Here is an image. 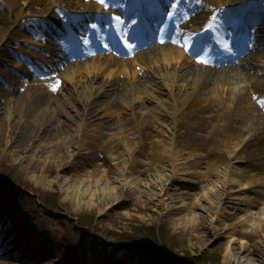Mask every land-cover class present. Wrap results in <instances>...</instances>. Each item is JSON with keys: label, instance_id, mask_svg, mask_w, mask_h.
Here are the masks:
<instances>
[{"label": "rangeland", "instance_id": "1", "mask_svg": "<svg viewBox=\"0 0 264 264\" xmlns=\"http://www.w3.org/2000/svg\"><path fill=\"white\" fill-rule=\"evenodd\" d=\"M143 1L145 7L142 14L145 19L149 14L155 15V0ZM200 1L204 7L200 8L201 14L195 19L192 17V6ZM222 1L227 7L217 9L221 5L213 0H186L180 5L169 0L162 14L169 15L175 4L188 15L189 29L203 28L209 23L208 12L217 9L216 15H220L225 29L223 34L217 35V39L214 36V40L219 48L232 50L236 41L230 38L229 32L239 27L240 10L249 15L245 17V27H251L249 20L252 14L251 17L260 16L264 20V0ZM58 2L0 0V47L3 44L10 47L6 49L10 56L0 57V105L7 108L0 117V215L5 209L14 211L12 204L24 206L21 209L25 214L19 219L36 224L40 228V237L49 241L52 251L51 258L40 261L34 251L26 249L18 259L10 261L13 264H196L195 258L217 252L221 257L220 264H264V226L257 234L251 233L249 228H238L241 235H222L214 234L207 228L214 213L208 215L196 210L195 213L205 217L201 224L195 220L188 223L186 219L189 216L181 213L166 214L160 206V196L155 197L153 193L137 194L132 190L133 183L140 181V184H146L148 179L157 176L150 172L138 175L140 168L131 170L130 167L133 157L141 163L153 160L154 165L164 169L158 176L170 174L172 162L167 154L172 150L176 159L181 158L188 167L196 168L203 179L210 175L208 181L188 184L190 194L179 200L174 198L176 205L181 204L180 201L187 203L199 198L211 185H215L218 180L209 174L214 169L228 179L241 174V185L234 189L238 191L242 185L249 187L243 190L245 196L255 200L249 210L263 218V153L248 156L247 152L245 158L238 161L221 158L218 154L220 149L235 145L237 140L231 134L235 130L227 127L222 129L220 125L216 127L217 119L222 121L223 110L216 109L208 95H222L227 88L236 89L254 81L264 56L260 57L256 66L249 70L242 69L243 75L230 80L228 84L223 83L221 86L219 81L211 80L206 83L204 92L196 93L194 90L191 95V85L188 80L183 81L187 74L183 73L181 78L176 75L174 68H179V61L170 69H145L143 65L133 62L136 57L128 54L125 47L123 51L122 46L123 54L118 53L119 59L127 58L129 63L118 67L111 62L110 66L104 65V72L100 71L104 74L115 69L126 80V84L129 83L126 88L130 96L114 99L109 91L108 94L102 93V89L98 92L97 81L89 86H76L65 79V68L55 72L45 69L46 62L51 64L52 58L43 49L26 43L23 37L37 41L35 38L46 33V23L50 25L49 18L66 16L79 29V34L73 38L82 47L92 43L88 25L94 24L93 16L107 10L127 11L132 1L114 0L108 4L96 1L89 12L81 5L87 0H78V8L65 7V4L57 6ZM24 7L27 9L23 11ZM189 7L192 11H187ZM252 9L254 11L250 14ZM27 13L33 17H28ZM251 20L255 22L257 19ZM61 28L64 31L65 27ZM58 35L65 36L64 33ZM259 35L257 38L261 42L263 35ZM191 40L194 39H189L187 43L173 42V46L184 57L181 48H185ZM57 49L59 52L63 50L62 46H57ZM95 50L97 53L94 52L92 58L101 54L105 57L104 62L109 59L107 55L110 52L95 49L92 45L91 51ZM217 50V47L211 49L208 42L202 44L200 51L204 52L209 66L214 65V53ZM198 52L199 48L192 60L199 62ZM17 59L34 75H25L23 68L16 71L13 67ZM71 60L74 62L75 59ZM183 65L187 71L195 63L190 61L187 64L185 61ZM132 75L139 78L140 84L131 81ZM47 91L52 93V103L43 104L45 99H40L39 95ZM12 97L14 100L11 101ZM97 104L100 110L93 116L95 122H87L86 110L97 107ZM100 122L106 123L102 130L97 128ZM55 129L60 134L55 133ZM260 146L264 152V145ZM166 182L170 184L169 180ZM115 188L118 189L117 197L106 198L105 193ZM49 196H52V202ZM246 215L247 208H243L237 213V218ZM19 219L16 217L15 221ZM152 225L160 227L159 237L163 238L158 252L115 243V233ZM233 237L235 241L231 242ZM5 239L6 236H2L0 241ZM240 245L244 247L245 253L235 256L233 252L235 248L239 250ZM44 249L41 250L42 257L46 254ZM169 253L178 260L177 263L168 262ZM186 257H191L193 261L186 262ZM6 260L8 258L0 254V264H7Z\"/></svg>", "mask_w": 264, "mask_h": 264}, {"label": "bare ground", "instance_id": "2", "mask_svg": "<svg viewBox=\"0 0 264 264\" xmlns=\"http://www.w3.org/2000/svg\"><path fill=\"white\" fill-rule=\"evenodd\" d=\"M94 1L108 2V0H88V2L81 5L85 9V11L89 12L92 11V7L95 4ZM166 1L167 0H163L156 5V14L151 15L150 17L154 20V22L153 24H150L149 20V29L146 31V34L150 37H157V39H159L162 37L163 33H167L170 30V28L172 27L171 24L173 22L180 23L178 29L175 30V33L171 36V38H169V41L163 43L162 45L144 47V49L139 52L137 56H134L136 57V60L133 62L143 65V68L145 69H147L148 67H152L155 69L165 67L166 69H170L174 68L179 61L180 64H177L179 68H174L176 75L181 78L183 77V73L184 75L187 74V77L183 78V81L184 79L188 80V84L191 85V95L194 94V90L196 93L200 91L204 92L206 90V83L211 82V80L219 81V84L221 86L223 83L228 84L230 80L243 75L242 69L245 68L249 70L254 65L256 66L260 57L264 56V20H261L259 18L260 16L251 17L254 11V9H252V12H250V14L252 15L250 16V18L257 20L255 22L251 19L249 20V22H251L252 24L251 29L249 32H247V34L243 35L247 36L241 40V43L238 46L235 54H230L227 51H219L215 53L216 62L218 63L217 65H219L217 68L210 69L203 64H195L194 66L192 65L191 67H189L191 68L190 70L185 71L186 68L183 67V63L186 61L188 64V62L192 60L186 55H184V57L182 54L180 55V53H178V49L173 46L172 43L174 41L180 42L182 38L183 41L188 40L191 36H194L196 34L193 32L195 31L198 33L199 30L197 29H200L201 27H193L189 29V25H187L188 15L184 11H182L180 7L175 9V19H165L164 24L161 25V20L164 16L162 13L166 11ZM213 1L220 3L221 6H219L220 8L217 9L227 7L224 5L222 0ZM201 2L202 1H200L199 4H193L192 6V8H194V15L192 17H194L195 19L201 14L200 8L202 9L204 7L201 5ZM133 3L137 4V1ZM62 4H65V7L69 5L71 7L77 6L78 8V0H59L57 6H63ZM131 8L132 6L130 7V9L123 12L122 15L120 14L113 16L111 19L112 27L107 28L106 30L114 29L115 32H107L105 36H96L93 44L101 48H106V40H108L110 43H114V41L112 42L110 38H115L116 43V32L117 34L120 33L126 26L123 20L124 16L127 19H130L129 21H131V18H133V16H137L136 12L132 14ZM192 8H187V11H192ZM26 9L27 8L24 7L23 11ZM217 9H214L213 11H211V13L208 12L209 18L215 21V28L213 31H211L214 33H217L218 30H222L224 27V25L220 27L217 25L218 20L215 17ZM106 12L111 13L113 11L107 10ZM26 15L28 17H33L30 16L31 14L29 13H27ZM246 16L249 15H245V17ZM35 17L37 16H34V18ZM95 19H97V21H102L104 18L101 15H97L95 16ZM48 22L54 29L65 25V29L69 34H74L75 32L74 25L66 16H52V18H49ZM46 24L48 25V23ZM133 26V23L132 25H127V28L125 29L127 35H132L131 32L134 31L132 30ZM145 26L147 25L145 24ZM248 29L249 27L243 28V31H245L246 33ZM135 34H139V32L135 31L133 33V36ZM259 34L263 35L261 42L256 37L260 36ZM230 35L235 37V34H232V32L230 33ZM206 36L207 35L204 32H202L201 34H197L198 39ZM23 38L26 43L32 44L33 46L39 48L45 47L47 53L50 54H54L53 51L57 50L56 45L60 44V39L58 37H52L46 33L42 34L39 37L42 43L38 42L39 40L35 41L28 38L27 36H24ZM136 39L137 41H139L138 37ZM148 39L149 37L142 38L141 43L146 44ZM8 48H10L8 47V45L5 44L4 46L3 44V47L0 49V57L10 56L6 53V49ZM74 54H76V58H78L75 63L70 62V57ZM107 57L109 59H105L107 60L106 62L103 61L105 58L103 55L88 59L84 50H78L71 43H69L68 46L67 44L64 46V50L59 56L58 61H53L54 64L46 65L47 68L52 71L65 68V79L72 83V85L89 86L93 85V83L97 81L96 86L98 92L100 89H102V93L108 94L109 91L110 96H112L114 99L128 98L130 96V92L128 91L126 86L129 83L126 84V80L119 76L115 72V69L109 70L104 74L100 73V71L104 72L102 71L105 69L104 65L110 66L112 62L113 65L119 67L122 64H128V60L119 59L113 54H108ZM133 59H130V61ZM193 62L196 63L195 61ZM258 66L260 68L256 70V77L254 81L250 82L249 84L238 86L236 89L228 90L227 88L222 95L219 93L208 95L211 96L210 100L215 103L216 109L223 110L221 113L222 121L220 120L219 122L217 119L218 124L215 123L216 127L218 128V126L220 125L222 129H226L227 127V129L233 128L235 130L233 133H231L232 136H234L237 140L235 145L233 147L220 149L218 151V154L224 160L236 159L238 161L240 159H244L247 152L248 156L258 155V152H261V154L263 153V155L260 156L264 160V152L262 151V147L260 146L261 144L264 145V114L262 115V104L264 106V62H262V64H259ZM13 68H15V70L17 71H20L19 68H23L25 75H33V73L28 71V68L23 65L20 60H17L15 62ZM212 71L215 72L211 74ZM80 73L83 74L80 75ZM209 74H211L210 77ZM130 79L134 84H140V80L136 75H132ZM173 84L174 83H172V85ZM51 95L52 93L50 91H47L40 93L39 96L40 99L41 97L45 99L43 104H48L52 103V99H50ZM186 98H188V96ZM12 100H14V97H12L11 101ZM93 103V105H96L95 102ZM5 110H7V108H3L2 105H0V117ZM99 110V104H97V107L95 108L89 107V109L85 112L86 121L95 122L93 116ZM100 123L101 124H99L97 128H100L102 130V126H104V124L106 123ZM55 130V133H59L58 129ZM44 135L51 136L52 134L45 133ZM169 152L170 153H168L167 155L170 156V160L172 162L170 174L165 173L161 176H158V174L164 170L162 166L154 165L153 160L147 163H141V161H138L135 157H133L134 160L130 164L131 170H136L137 167L140 168L137 172L138 175H143L147 172H150L153 175L157 176L156 178L152 177V180L148 179L146 184H140V181L133 183V192L137 194L153 193L155 197L160 196L162 199L160 202V206L163 207L166 214L181 213L182 215L189 216V218L186 219L188 223L191 220L198 221V223L200 224L204 223V215L195 213L196 210H202L205 214L208 215L214 213V218H212L211 224H209V226L207 227L214 234L220 233L222 235H225L227 233H232L234 236H238L242 234L237 230L238 228H249L251 230V233L253 234L254 232L257 234L258 231H261L262 226H264V217H258V213H253L249 210L255 200L244 195L245 193L243 190L249 187L242 185V189H239L238 191L234 189L235 186L241 185V178H239L241 174H238L237 178L228 179L227 176H222L219 171L214 169L209 174H212L211 176H214L218 180L215 185H211V188H209L208 191L202 194L199 198L187 203L180 201L181 204L176 205L173 201L174 198H177V200H179V198H184L185 196H188L190 194L188 190V184H200L203 181H208V177L210 175H207L206 179H203L200 171H198L196 168L188 167L186 162L181 158L176 159L172 150H169ZM94 168L96 169V167ZM195 179H198V181H196ZM167 180L170 181V184H166ZM252 189L254 192H256L254 188ZM105 194H107L106 198H115L118 195V189L115 188ZM21 207L25 208L21 204H12L11 208L14 211L10 212V209H5L3 214L0 215V238L2 236H6L5 241H0V254H4L8 258V260H6L7 264H13L10 260L18 259V257L22 253H24V251H26V249H29L30 252L34 251L37 255V259H39L40 261L51 258L52 251L49 248V245L51 244L48 240H44L42 239V237H40V228L31 221L19 219L20 216L25 214V212H22ZM243 208H247V215L241 219H238L237 213L242 211ZM228 210H232L234 212H229ZM16 217L19 219V221L17 222L15 221ZM230 240H232L231 242H233L235 241V238L233 237ZM44 248H46V254L44 257H42L41 250H45ZM243 248L244 247L240 245L239 250L238 248H235V250L233 249V254L235 256H238L241 253L244 254L245 251ZM40 264H49V262Z\"/></svg>", "mask_w": 264, "mask_h": 264}, {"label": "trees", "instance_id": "3", "mask_svg": "<svg viewBox=\"0 0 264 264\" xmlns=\"http://www.w3.org/2000/svg\"><path fill=\"white\" fill-rule=\"evenodd\" d=\"M49 197L50 202H52V196ZM160 233V227L152 225L143 228H132L129 231L118 234L115 233L114 239L115 243L118 244H125L129 247H145L150 251L158 252L163 240L162 237H159ZM171 254L169 253L167 256L168 262L177 263L178 260L174 259ZM184 260L188 263L193 261L191 257H186V259ZM194 260L196 261V264H220L221 257L217 252H210V254H204L200 257L195 258Z\"/></svg>", "mask_w": 264, "mask_h": 264}]
</instances>
